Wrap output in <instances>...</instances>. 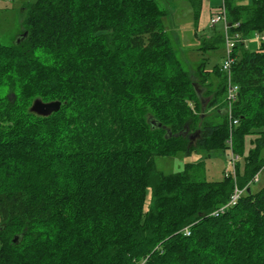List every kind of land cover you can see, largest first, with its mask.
I'll use <instances>...</instances> for the list:
<instances>
[{
	"label": "trees",
	"instance_id": "obj_1",
	"mask_svg": "<svg viewBox=\"0 0 264 264\" xmlns=\"http://www.w3.org/2000/svg\"><path fill=\"white\" fill-rule=\"evenodd\" d=\"M190 2L198 17L202 0ZM226 7L236 124L221 66L186 68L158 0L23 6L20 40H0V264H264V186L250 189L264 167V42L244 44L264 32V0ZM224 42L216 32L201 48ZM36 99L61 107L38 115ZM186 128L194 140L175 135ZM230 148L244 159L235 177L207 179L205 161L169 174L155 163ZM236 186L244 194L216 214Z\"/></svg>",
	"mask_w": 264,
	"mask_h": 264
},
{
	"label": "rangeland",
	"instance_id": "obj_2",
	"mask_svg": "<svg viewBox=\"0 0 264 264\" xmlns=\"http://www.w3.org/2000/svg\"><path fill=\"white\" fill-rule=\"evenodd\" d=\"M35 0H0V40L5 44H15L18 42V34L22 30V23L25 16L23 6ZM246 4L250 0H236ZM162 7L169 10V15L164 18L166 30L173 41L176 54L187 69H195L202 62H206V69L213 72L216 66H221L227 58L228 48L226 43L220 44L215 49L203 50L199 39L203 36H211L216 32H224V25L217 24L213 27L210 24L206 7L202 14L197 17L195 9L189 0H158ZM212 9L221 6L223 0H206ZM212 15V13H211ZM228 17V16H227ZM228 23V20H227ZM264 35V32L261 33ZM251 50L257 49L254 44ZM227 111V107H225ZM228 112V111H227ZM250 136L246 137V152L250 148ZM264 159V148L261 151ZM231 151L215 152L212 156L206 157L205 153L194 149L193 151H179L176 154L156 156L155 163L158 170L167 174L181 172L185 169L188 162L205 161L206 176L209 180H220L225 177L226 170L229 168ZM243 165L244 159L240 157ZM264 186V167L257 174V179L251 182L250 189L253 193L259 191ZM152 192L148 189L145 209L151 205ZM1 224V217H0ZM146 260L142 263L145 264Z\"/></svg>",
	"mask_w": 264,
	"mask_h": 264
},
{
	"label": "built area",
	"instance_id": "obj_3",
	"mask_svg": "<svg viewBox=\"0 0 264 264\" xmlns=\"http://www.w3.org/2000/svg\"><path fill=\"white\" fill-rule=\"evenodd\" d=\"M227 7H226V0H223L221 6L212 9V15L210 17V22L215 25V24H223L224 25V32H225V43L228 48V54L227 58L225 59L224 63L221 65L222 71L226 74L227 76V88H226V107L227 111L230 115L231 119V124H236L237 119H232V107L233 103L236 101L238 93H239V85L236 83H233L232 81V66L235 62V56H234V49L237 41L239 40L238 35H232L230 32V26L227 23L228 17H227ZM256 38L264 41V35L261 34V32H255ZM231 144V142H230ZM231 151V158L229 160V168L226 170L225 176H230L233 175L235 177L236 175V166L237 162L239 160V154L235 153L232 148H230ZM257 179V175L254 178V180ZM246 188H239L238 186L235 187L234 192L232 193L229 201L222 206L218 211L215 213L217 214L218 212H223L225 209L229 208L230 206L235 205L240 197L244 194ZM185 233L187 235L190 234V230L186 229Z\"/></svg>",
	"mask_w": 264,
	"mask_h": 264
},
{
	"label": "water",
	"instance_id": "obj_4",
	"mask_svg": "<svg viewBox=\"0 0 264 264\" xmlns=\"http://www.w3.org/2000/svg\"><path fill=\"white\" fill-rule=\"evenodd\" d=\"M27 35V32H25L23 34V36ZM20 39L18 38V41ZM199 93L201 94V92L199 91ZM61 107V101L55 100V101H49V102H45L41 99H36L33 102V105L31 106V110L33 112H35L38 115H42V116H48L50 114H52L53 112H56L60 109ZM159 126H161V124H159ZM198 134V132L196 133H191L189 134V128H186L185 130L181 131L178 134H175L176 136L178 135H189V138L191 140H194V137ZM168 135L171 136L172 133L170 131H168ZM250 191V189H248ZM20 237L16 236L14 238V241H17Z\"/></svg>",
	"mask_w": 264,
	"mask_h": 264
},
{
	"label": "crops",
	"instance_id": "obj_5",
	"mask_svg": "<svg viewBox=\"0 0 264 264\" xmlns=\"http://www.w3.org/2000/svg\"><path fill=\"white\" fill-rule=\"evenodd\" d=\"M189 1H190V0H189ZM234 2L237 3V4H243L242 1H239V2H238V1L234 0ZM250 2H251V0H250L249 2H247L246 4H249ZM211 5H212V3H211ZM211 5L209 6V5L207 4L206 0H202V4H201V6H200V13H199V16L202 14L203 10H204L205 7H206V12H208V16H209V20H210L211 13H212V6H211ZM199 16H198V17H199ZM210 24H211L213 27H216V25H217V24L213 25L211 22H210ZM211 36H213V35H211ZM211 36H203V37H201V39H199V40L201 41V44H202L203 39H205V38H210ZM262 42H264V41H262V40L256 38L255 33H253L251 36H248L246 39H244V44H245V46H246L247 48H249V49H250V46H251L252 44H254L255 47H256L257 49L260 48V45H261ZM257 49H255V50H257Z\"/></svg>",
	"mask_w": 264,
	"mask_h": 264
},
{
	"label": "flooded vegetation",
	"instance_id": "obj_6",
	"mask_svg": "<svg viewBox=\"0 0 264 264\" xmlns=\"http://www.w3.org/2000/svg\"><path fill=\"white\" fill-rule=\"evenodd\" d=\"M194 139H195V137H194Z\"/></svg>",
	"mask_w": 264,
	"mask_h": 264
}]
</instances>
